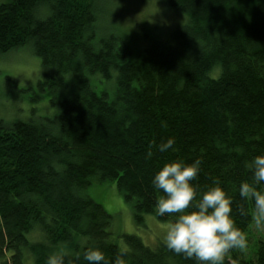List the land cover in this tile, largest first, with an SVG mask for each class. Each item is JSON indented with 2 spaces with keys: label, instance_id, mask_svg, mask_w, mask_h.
I'll use <instances>...</instances> for the list:
<instances>
[{
  "label": "trees",
  "instance_id": "16d2710c",
  "mask_svg": "<svg viewBox=\"0 0 264 264\" xmlns=\"http://www.w3.org/2000/svg\"><path fill=\"white\" fill-rule=\"evenodd\" d=\"M160 1L186 23L131 60L127 39L97 40L93 0H0V58L31 49L44 69L38 87L51 88L57 112L0 121V264H25L27 254L46 264L53 252L64 264H87L88 246L109 264L119 253L127 264H193L135 235L120 247L111 217L88 194L94 183L115 182L141 223L155 214L154 173L175 160L200 159L192 183L200 190L218 180L248 234L253 202L238 186L251 182L246 162L264 153V0ZM114 72L110 98L92 78ZM170 137L172 148L159 152ZM224 264H264V240L248 254L231 250Z\"/></svg>",
  "mask_w": 264,
  "mask_h": 264
},
{
  "label": "rangeland",
  "instance_id": "374dc122",
  "mask_svg": "<svg viewBox=\"0 0 264 264\" xmlns=\"http://www.w3.org/2000/svg\"><path fill=\"white\" fill-rule=\"evenodd\" d=\"M93 5L97 16V40L127 39L132 51L131 60L140 57L142 48L149 44L148 40L166 41L174 30L186 23L185 15L160 0H93ZM49 74L53 76L54 73L51 70ZM43 76L41 62L31 49H19L0 58V121L8 124L56 116V110L49 103L51 88L46 86L42 92L38 87ZM116 76V72L109 80L96 76L92 82H95L97 91L107 90L113 98ZM88 194L111 217V239L120 247H124L123 237L127 235L139 237L152 249L163 244L161 237L170 221H161L155 214H147L141 223L137 222L132 204L126 201L115 182L94 183ZM246 238L248 247L243 253L248 254L256 241L264 240V231L257 230L253 221ZM25 264H34L32 255H26Z\"/></svg>",
  "mask_w": 264,
  "mask_h": 264
},
{
  "label": "clouds",
  "instance_id": "9594fccd",
  "mask_svg": "<svg viewBox=\"0 0 264 264\" xmlns=\"http://www.w3.org/2000/svg\"><path fill=\"white\" fill-rule=\"evenodd\" d=\"M174 143L170 137L156 145V149L166 152ZM152 147L150 143L145 159L153 156ZM200 165V159L191 163L175 160L164 163L154 173L151 186L158 193L154 213L171 218L161 237L169 251L193 264H224L231 250H246L248 240L234 222L232 197L219 181L214 179L200 190L192 183L200 172ZM245 166L250 168L252 179L241 181L238 193L244 200L251 199L256 228L264 231V153L253 156ZM82 259L87 264H109L102 250L93 246L84 248ZM46 264H64L63 254L53 252ZM111 264H127L125 255L117 254Z\"/></svg>",
  "mask_w": 264,
  "mask_h": 264
}]
</instances>
